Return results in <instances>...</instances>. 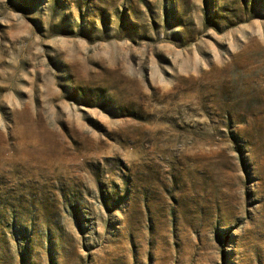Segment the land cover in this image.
Here are the masks:
<instances>
[{
	"label": "rangeland",
	"instance_id": "obj_1",
	"mask_svg": "<svg viewBox=\"0 0 264 264\" xmlns=\"http://www.w3.org/2000/svg\"><path fill=\"white\" fill-rule=\"evenodd\" d=\"M0 264H264V0H0Z\"/></svg>",
	"mask_w": 264,
	"mask_h": 264
},
{
	"label": "trees",
	"instance_id": "obj_2",
	"mask_svg": "<svg viewBox=\"0 0 264 264\" xmlns=\"http://www.w3.org/2000/svg\"><path fill=\"white\" fill-rule=\"evenodd\" d=\"M254 1H256V0H254Z\"/></svg>",
	"mask_w": 264,
	"mask_h": 264
}]
</instances>
